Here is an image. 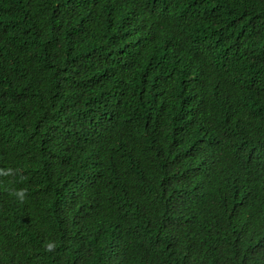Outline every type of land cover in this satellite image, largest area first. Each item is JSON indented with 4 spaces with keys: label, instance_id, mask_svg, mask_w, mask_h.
Here are the masks:
<instances>
[{
    "label": "trees",
    "instance_id": "trees-1",
    "mask_svg": "<svg viewBox=\"0 0 264 264\" xmlns=\"http://www.w3.org/2000/svg\"><path fill=\"white\" fill-rule=\"evenodd\" d=\"M0 264H264V0H0Z\"/></svg>",
    "mask_w": 264,
    "mask_h": 264
},
{
    "label": "clouds",
    "instance_id": "clouds-1",
    "mask_svg": "<svg viewBox=\"0 0 264 264\" xmlns=\"http://www.w3.org/2000/svg\"><path fill=\"white\" fill-rule=\"evenodd\" d=\"M19 195H21V196H22V195H23V193L21 192ZM48 247H49V249H50V248L52 247V245H51V244H49V245H48Z\"/></svg>",
    "mask_w": 264,
    "mask_h": 264
}]
</instances>
